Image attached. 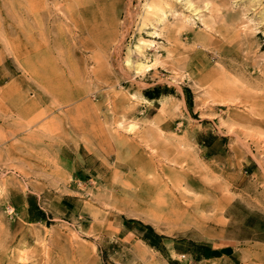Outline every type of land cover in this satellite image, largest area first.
I'll use <instances>...</instances> for the list:
<instances>
[{"label": "rangeland", "instance_id": "obj_1", "mask_svg": "<svg viewBox=\"0 0 264 264\" xmlns=\"http://www.w3.org/2000/svg\"><path fill=\"white\" fill-rule=\"evenodd\" d=\"M0 117V264H264V0H0Z\"/></svg>", "mask_w": 264, "mask_h": 264}, {"label": "crops", "instance_id": "obj_2", "mask_svg": "<svg viewBox=\"0 0 264 264\" xmlns=\"http://www.w3.org/2000/svg\"><path fill=\"white\" fill-rule=\"evenodd\" d=\"M20 118H23V117H0V123L2 121L3 122L4 121L5 122L7 121L9 123L11 122L12 125L14 126L13 128H11V126H10V128L8 130H11V129H15L16 128L15 127V124H13L14 123V120L15 119L18 120ZM15 198H16V196L15 197H12L11 202H13L15 200ZM22 198H23L22 199V202L16 204L17 205L16 207H18V209L23 210L24 217H26L27 219H30L32 221H45V219L47 218V216L45 215L44 212H41V213L39 212V214L36 213V211L38 212V210L43 209L42 206L40 205V203H37L36 200H34L31 197H29V195H23ZM30 198H31V200H30ZM37 206H39L40 209H37ZM157 234H159V233H157Z\"/></svg>", "mask_w": 264, "mask_h": 264}, {"label": "trees", "instance_id": "obj_3", "mask_svg": "<svg viewBox=\"0 0 264 264\" xmlns=\"http://www.w3.org/2000/svg\"><path fill=\"white\" fill-rule=\"evenodd\" d=\"M148 97L150 98H154V96L150 95L149 93L147 94ZM149 230H151L153 233H154V237L158 240V241H161L163 238H165L164 236L162 235H159L155 232V230L153 229V227L151 226H147ZM143 240L144 241H147L149 242L150 245H152L153 247H156V248H159V242H156V241H150L148 237L144 236L143 237Z\"/></svg>", "mask_w": 264, "mask_h": 264}, {"label": "bare ground", "instance_id": "obj_4", "mask_svg": "<svg viewBox=\"0 0 264 264\" xmlns=\"http://www.w3.org/2000/svg\"><path fill=\"white\" fill-rule=\"evenodd\" d=\"M160 21V20H159ZM128 63H131V62H128ZM144 66V64H139L138 65V67L140 68V67H143Z\"/></svg>", "mask_w": 264, "mask_h": 264}]
</instances>
